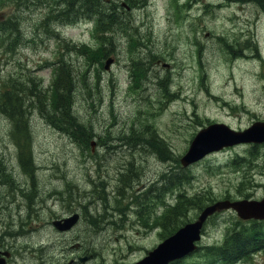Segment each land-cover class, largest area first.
<instances>
[{"label": "rangeland", "instance_id": "rangeland-1", "mask_svg": "<svg viewBox=\"0 0 264 264\" xmlns=\"http://www.w3.org/2000/svg\"><path fill=\"white\" fill-rule=\"evenodd\" d=\"M136 1L128 0L124 20L111 33L112 51L101 57L103 41L88 18L57 23L49 14L52 7L42 1L21 5L0 0V15L15 17L20 27L17 37L0 41V87H11L13 79L24 83L33 78L30 87L45 89L37 99L27 100L30 112L20 126L0 109V216L17 220V227L16 218H29L21 228L22 241L38 247L42 239L46 253L71 250L78 242L74 238L67 246L61 238L44 236L51 228L41 221L50 219L52 212L75 208L83 191L93 195L82 200H94L93 212L104 209V203L113 207L112 213L105 212V225L87 219L78 227L80 248L98 253L91 264L99 256L102 264H130L156 246L165 233L156 224L157 216L166 208L164 199L176 193L174 185L186 194L209 193L214 199H236L245 193L251 198L264 196V144L254 150L237 145L213 153L183 172L184 184L161 180L164 171L179 164L162 160L150 145L155 132L179 156L201 124L198 116L228 121L233 128L264 118L261 3ZM234 34L236 38L245 34L248 47L232 54L223 39ZM154 54H158L156 64ZM106 57L113 58L109 69ZM60 59L75 78L70 104L94 133L86 145L53 119L57 112L52 85ZM44 101L48 104L42 110ZM245 154L253 155L254 163L238 172L239 165L231 161ZM22 156L31 158L33 175L25 171ZM130 171L136 175L130 177ZM102 196L105 199L98 201ZM198 212L189 208L184 218L194 220ZM236 218L230 210L210 218L200 247L220 242ZM255 254L238 264H264V251ZM186 258L181 264L206 262L203 248Z\"/></svg>", "mask_w": 264, "mask_h": 264}, {"label": "trees", "instance_id": "trees-1", "mask_svg": "<svg viewBox=\"0 0 264 264\" xmlns=\"http://www.w3.org/2000/svg\"><path fill=\"white\" fill-rule=\"evenodd\" d=\"M257 1L262 3L261 0ZM43 2L45 5L52 7L49 14L53 15L55 19H76L80 17L93 19L96 25L95 30L100 40L103 41L99 47V55L105 57L112 51L109 46L114 43L111 33L120 24V20L124 18L123 15H120V12H116V3L107 0H43ZM7 20L10 23L7 24ZM7 20L0 15L1 31L6 33L9 32V29L18 28V23L16 25L15 20L12 18H7ZM58 63L59 68L52 85L54 110L57 112L56 117L53 119H56L58 126L70 132L78 142L86 145L91 141L94 133L88 125L80 122L78 116L73 112L70 97L72 96L71 91L75 78L67 62L60 59ZM11 82V87H0V109L14 118L15 125L19 126L22 122H25L30 112L23 100L26 97L37 99L40 93L45 92V89L41 87L36 90V88L30 87L35 82L33 78H29L24 83L14 79ZM46 104H48L47 101L41 104L42 110L47 108ZM150 145L162 159H170L173 155L171 149L155 133H152ZM22 158L26 170L31 171L33 168L31 158L24 156ZM172 160L178 162V158ZM252 160V158H249L250 162ZM130 173H133V171H130ZM164 175L173 182L177 180L178 183H181L180 179L182 178L177 170H171L170 174ZM179 187L181 186L175 185L173 188L179 189ZM208 196L179 194L176 201L161 214V223L165 229L164 237L173 233L179 226L188 221L184 217L189 208L201 209L205 205ZM262 225L263 222L260 221L244 222L236 218L234 223L226 229L223 241L219 245L210 246L206 249L211 255L220 261H225L227 264H234L248 259L255 247L264 244V227Z\"/></svg>", "mask_w": 264, "mask_h": 264}, {"label": "water", "instance_id": "water-1", "mask_svg": "<svg viewBox=\"0 0 264 264\" xmlns=\"http://www.w3.org/2000/svg\"><path fill=\"white\" fill-rule=\"evenodd\" d=\"M111 60L108 59L106 67ZM242 142H264V123L256 122L243 131H237L222 123H212L201 128L193 138L189 149L181 157L182 165L187 166L204 157L207 153L218 150L223 146ZM234 208L244 218H264V198L261 200H217L207 205L197 219L181 226L176 232L164 239L155 249L135 264H166L169 261L180 258L196 247L195 241L200 239L202 227L209 215L215 211ZM75 218L67 219V224L60 229L70 227ZM59 226V225H58Z\"/></svg>", "mask_w": 264, "mask_h": 264}, {"label": "flooded vegetation", "instance_id": "flooded-vegetation-1", "mask_svg": "<svg viewBox=\"0 0 264 264\" xmlns=\"http://www.w3.org/2000/svg\"><path fill=\"white\" fill-rule=\"evenodd\" d=\"M261 1V13L264 14V0ZM240 9L242 8L240 7ZM240 30L242 32V29ZM217 39H219V37H217ZM223 41L226 47H228L226 50L232 52V54H235L243 48L248 47L245 34H242L241 37L238 38H236L234 34L233 37L225 38L223 39ZM85 193L87 192H80L78 194L79 199L85 200ZM91 204L92 203L89 204L79 201L78 205L75 208H65L60 213L57 211L52 212L50 219L43 220V222L41 221V225L43 227L51 228L48 229L49 234H45L44 236H56L58 238H61L66 241L65 244L67 246H69V242H75L74 238H76L78 241L75 244L79 249L73 250V247H70L71 250H65L61 252L58 251L56 253L44 252V246L41 241L42 239L40 240V244L38 247L31 246L26 239L22 241L23 237H21V233H23V231H21V228H23L24 223H28L29 218L25 220H22L21 217L16 218L19 219L17 227L14 226L17 220L7 221L4 217L0 216V261H3L4 264H91L92 259L95 257V255H98V253L90 254L86 250L80 248L82 247V245L80 242V234L78 231V227L83 223V221L89 219V216L93 217L97 215V209H94L95 214H93V211L90 209ZM75 214L78 215V219L70 229L60 231L54 225V221L56 219H64ZM101 220L103 221V217L101 218V214L99 213L98 221ZM59 254L62 256L58 258L57 261H54V259ZM66 257V261H63V259ZM93 264H102L101 257L99 256L96 263Z\"/></svg>", "mask_w": 264, "mask_h": 264}]
</instances>
